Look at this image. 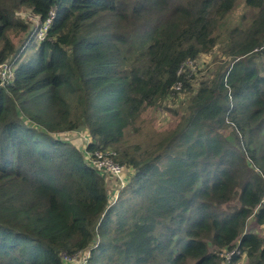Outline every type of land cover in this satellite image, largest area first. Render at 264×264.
<instances>
[{
  "label": "trees",
  "instance_id": "16d2710c",
  "mask_svg": "<svg viewBox=\"0 0 264 264\" xmlns=\"http://www.w3.org/2000/svg\"><path fill=\"white\" fill-rule=\"evenodd\" d=\"M22 9L54 12L43 41ZM217 45L190 84L182 64ZM0 64V264H62L94 241L89 264H225L234 248L228 264H264V0H0ZM177 84L180 121L141 133ZM78 130L133 171L110 207Z\"/></svg>",
  "mask_w": 264,
  "mask_h": 264
},
{
  "label": "rangeland",
  "instance_id": "374dc122",
  "mask_svg": "<svg viewBox=\"0 0 264 264\" xmlns=\"http://www.w3.org/2000/svg\"><path fill=\"white\" fill-rule=\"evenodd\" d=\"M30 12L31 10L29 9L27 10L22 9L20 11H17L16 14L17 16H19V18H22L24 22L30 23L29 21L32 20L36 25H38L39 20L31 19ZM17 30L18 29L16 28L10 27L8 28L7 33H6L7 37L11 38L16 48L22 44V41L24 40V36H25V33H19ZM220 48H221V45H217L216 47L213 48V50L209 54L201 55L195 61L188 64L189 68L191 69V73L194 76L190 84L197 83L199 81L209 78L210 74H212V72L217 68L218 64L222 63L220 62V60L222 59L220 55L221 54ZM30 54L31 52L28 51V54H26L24 58H26ZM223 60L226 62L228 61V59L226 58ZM186 97H187V92L182 90L178 93V95L175 98H172V97L167 98L165 100L157 102L155 105L148 107L141 116V120L144 121V123L140 124L142 126V130H144V131H141V133L150 132L149 129L151 127L154 128V130H156L158 133L173 129L177 125V123L180 121V118L183 115V108L185 106ZM78 131H80L84 137L88 135L87 131H82V130H78ZM72 134L74 135V141L76 143V148L78 150H81L80 142H78L77 131L73 132ZM62 136L63 135H58L59 139L66 142L67 141L66 138ZM111 150L113 152L116 151L118 153L116 148H112ZM82 156H83V153H82ZM125 184L126 183H124V185ZM105 188L107 190H112V189L118 188V186L114 185L112 189H108L105 185ZM109 195L112 196L111 194ZM112 205L113 203L110 198L109 207ZM224 253L225 252L223 251L222 255H224ZM89 263L90 262H88L87 264ZM237 264H251V263L249 262V259L246 255L243 258L241 257V259L239 260Z\"/></svg>",
  "mask_w": 264,
  "mask_h": 264
},
{
  "label": "built area",
  "instance_id": "2783aa9c",
  "mask_svg": "<svg viewBox=\"0 0 264 264\" xmlns=\"http://www.w3.org/2000/svg\"><path fill=\"white\" fill-rule=\"evenodd\" d=\"M19 14V13H18ZM54 12L48 14V18L44 23L36 25V33L34 36L35 42L39 43L46 38L48 28L51 24V21L54 19ZM31 19L37 20L30 16ZM24 19V18H23ZM191 62L183 63L182 66L189 67L188 64ZM12 79L11 67L9 64H0V87L3 86L7 81ZM174 90L180 92L181 84H177ZM78 142H80L81 152L83 153L85 163L92 169L98 170L101 175L105 178V185L108 189H112L115 186H118L116 189L107 190L108 201L111 198L113 204L116 203L119 191L125 187L128 181L129 175L133 174L131 169H128L115 161L117 154L111 149H97L94 151H89L87 149L88 144H90L89 136H83L80 131H77ZM66 136V135H65ZM74 136V135H73ZM127 169V170H126ZM126 181V182H125ZM124 183H126L124 185ZM111 194L112 196H110ZM264 206V199L261 201L260 205L255 209L254 212H257L260 207ZM264 237V235H262ZM97 241H94L93 244L86 249L79 251L78 253L69 256L67 254H61L60 258L62 264H87L92 255V251L97 247ZM223 257L225 258L226 263L228 264L233 255L237 253V248H234L230 252L224 251ZM245 253L241 254V257H245Z\"/></svg>",
  "mask_w": 264,
  "mask_h": 264
},
{
  "label": "crops",
  "instance_id": "0c3cea01",
  "mask_svg": "<svg viewBox=\"0 0 264 264\" xmlns=\"http://www.w3.org/2000/svg\"><path fill=\"white\" fill-rule=\"evenodd\" d=\"M254 232L260 236L264 235V226L254 227Z\"/></svg>",
  "mask_w": 264,
  "mask_h": 264
}]
</instances>
